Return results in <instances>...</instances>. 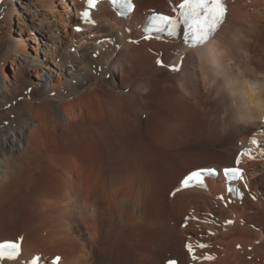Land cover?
<instances>
[{
  "label": "bare ground",
  "instance_id": "6f19581e",
  "mask_svg": "<svg viewBox=\"0 0 264 264\" xmlns=\"http://www.w3.org/2000/svg\"><path fill=\"white\" fill-rule=\"evenodd\" d=\"M181 2L99 0L90 25L86 0H0V264H264V0H225L196 49L145 31Z\"/></svg>",
  "mask_w": 264,
  "mask_h": 264
},
{
  "label": "snow or ice",
  "instance_id": "6c2138e0",
  "mask_svg": "<svg viewBox=\"0 0 264 264\" xmlns=\"http://www.w3.org/2000/svg\"><path fill=\"white\" fill-rule=\"evenodd\" d=\"M109 2L113 8L118 10V14L121 16L130 13L134 7L132 0H109ZM98 3L99 0H86V7L80 14L84 23L95 24L90 10L95 9ZM173 11L176 13L174 16L157 14L150 17V25L145 31L148 33L152 31L166 33L172 39L182 35V42L189 48L196 49L204 46L217 33L223 24L226 8L223 0H182L178 9L174 8ZM144 38L150 37L146 35ZM156 63L163 66V61L159 58ZM171 67H173V70H177L175 66ZM252 143L255 144L256 141L253 140ZM236 163H240L239 159ZM205 175H217V172L215 169L193 171L184 178L182 186L205 188ZM223 175L228 181L242 178L241 170L235 167L224 168ZM228 190L231 191L232 189L229 188ZM227 223H232V221ZM187 247L189 252H192V245ZM199 247H206V245L201 244ZM18 255L19 245L17 243H0V260H13ZM204 258L213 259L211 256ZM193 259H196V257L193 256ZM33 264H35V261ZM170 264H175V262L172 261Z\"/></svg>",
  "mask_w": 264,
  "mask_h": 264
},
{
  "label": "rangeland",
  "instance_id": "374dc122",
  "mask_svg": "<svg viewBox=\"0 0 264 264\" xmlns=\"http://www.w3.org/2000/svg\"><path fill=\"white\" fill-rule=\"evenodd\" d=\"M17 12H19L22 17H25L24 12H22L21 10H17ZM27 25H28V27L31 26L30 29H32V24H31V22H29V20L27 21ZM19 26H22V25H21V23L18 24V21L16 19V15L12 16V21L10 23L9 31H10V35H11V37L13 39H17V37H20L21 36V35H19V32H20V27ZM22 28H23L24 32L22 33L21 38H23L25 41H27L29 43V46H35V43L33 42V39H37L36 38L37 36L35 37V35L33 33L28 34L27 31L25 30L26 28L24 26H22ZM31 50L32 49L30 48V51ZM0 65H2L1 64V60H0ZM3 66H4V69H1L2 67L0 66V85L3 82L7 83V80H8V77H9L7 75H9V72H13V68H12L14 66L13 59L11 58L8 61H6V63L3 64ZM55 74L56 73H54V75ZM5 106H6V108L8 110H10V109H12L13 104L10 102L9 104H5L3 107H5ZM11 112H12V114L11 113H7V115H6L7 119L5 117H3L2 120H1V118H0V127H4L6 125H9L10 123H12L14 121L16 122V118L18 117L19 112L17 110H12ZM237 247L240 248V244H238Z\"/></svg>",
  "mask_w": 264,
  "mask_h": 264
}]
</instances>
